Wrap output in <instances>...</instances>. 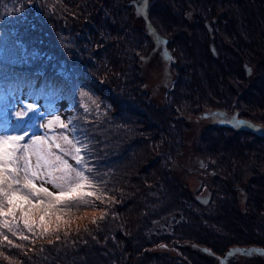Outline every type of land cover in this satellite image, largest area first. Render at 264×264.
Masks as SVG:
<instances>
[{"label": "rangeland", "instance_id": "374dc122", "mask_svg": "<svg viewBox=\"0 0 264 264\" xmlns=\"http://www.w3.org/2000/svg\"><path fill=\"white\" fill-rule=\"evenodd\" d=\"M235 1L0 0V131L12 130L20 120L32 116L24 125L30 132L58 136L65 131L58 124L44 127L58 117L70 126L76 119L77 129L86 134L81 125L88 116L107 114L113 120V113L118 112L96 91V87L109 89L120 106L127 104L148 115L126 112L123 118H115L116 136L122 132L123 139L148 141L155 152L153 161L171 163L169 170L184 173L185 192H179L173 182L174 196L162 174H155L157 165L145 173L150 181L148 200L137 216L134 232L128 229L127 215L117 213L125 207L126 214L130 207L126 189L113 182L101 185L95 179L103 203L89 197L88 203L76 207L74 216L64 214L59 221L56 216L45 217L44 227H40L39 214L32 216L35 234L24 233L29 237L25 241L32 243L30 253L43 251L40 247L32 250L36 239L54 242L61 232L69 234L92 223L93 218L98 223L102 214L104 219L109 214L121 223V227H113L117 232L109 239L113 244H119V234L120 242L126 239L121 244L127 252L122 264H143L142 255L131 260L133 253L127 246L142 245V227L152 222L156 223L152 230L157 244L149 252L154 256L191 258L201 264L200 256L186 250L197 251V243H201L206 255L211 249L217 256L207 255L218 264L223 251L264 248V139L249 126L264 127V70L259 68L264 51L256 58L244 51L245 59L235 52L236 35L228 31L231 16L239 19L240 28L246 27ZM56 20L63 21L58 29ZM263 27L258 23L254 28V39L260 45L264 44ZM211 44L219 59L212 57ZM62 49L71 50V57L63 55ZM9 87L22 88L16 91L15 102L9 101L11 93L5 90ZM17 112L23 113L20 120ZM151 125L155 127L148 128ZM141 148L137 145L135 151ZM131 152L122 155L117 150L114 157L122 155L126 160ZM94 160L88 162L91 175L98 171ZM44 186L56 190L51 184ZM208 190L212 203L203 207L194 196L203 200ZM180 202L186 207L178 215L176 204ZM163 216L166 218L160 219ZM166 224L172 225L167 233ZM20 225L23 227L22 221ZM148 260L165 264L156 257Z\"/></svg>", "mask_w": 264, "mask_h": 264}, {"label": "trees", "instance_id": "16d2710c", "mask_svg": "<svg viewBox=\"0 0 264 264\" xmlns=\"http://www.w3.org/2000/svg\"><path fill=\"white\" fill-rule=\"evenodd\" d=\"M236 7L238 8V12H240V15L244 16V20L246 21V27L240 28V21L235 20L234 16L232 18L233 24L228 31L235 33L236 38L234 42V50L236 53L240 55L242 58V54H244V51H251L252 56L258 55L259 57H262V52L264 51V44H258L256 42L257 40L254 39L256 35V30L254 28H257V24L260 25L264 24V0H236ZM233 12L232 9H229V13ZM95 21L96 23H101L100 18L98 15H96ZM243 20V21H244ZM258 22V23H257ZM63 23L61 20H56V29H58V26ZM63 25V24H62ZM238 27V28H237ZM242 30V31H241ZM209 31V30H208ZM211 34V32H210ZM212 35V34H211ZM261 35L264 37V27L261 29ZM214 46V44H211ZM215 47V46H214ZM211 49V46H210ZM57 50H61L58 48ZM217 50V49H215ZM259 51V53H258ZM217 52V51H216ZM63 55L65 54L67 57H71L72 51L68 50V52H65L64 49H62ZM246 53V52H245ZM212 57L214 59H219L220 56L217 53V57H214L212 53ZM245 59V57H243ZM69 65V63H68ZM259 68L261 69V72L264 70V58H260ZM15 89L9 87V89H5L8 94H10L11 99H9L10 103L11 101L15 102L14 99H16L17 90H21L20 87H14ZM96 91L103 95V99L105 102L110 103L112 107L118 110L117 113H113L114 117L111 118L109 115H99V114H92L91 116H88V120L86 122H83L81 128L84 129L86 132L87 144L89 147V156L86 159H88V162L96 159L93 161V165L95 170H98L95 173V179H98L101 183V185H107L113 182V184L118 188L119 185H122V188L126 189L127 196L129 197L128 205L130 206L127 213H124L125 207H120L117 213L122 212L123 217H126L127 215V224L128 229L130 232H134L139 220L137 219V216H141L143 207H145L144 203L147 202L145 200H148L147 198V186L150 182L148 178L145 176V173L148 174V171L157 165V170L155 171V174L161 175L164 184L166 185V188L172 192V196H174L176 193L174 190H172L173 187H171V184L173 182L175 183L174 187L184 194L185 192V184L181 176L184 175V173H179L175 171H171V163H167L166 165L159 164L157 161V158L153 161V157L155 155V152L153 149H151V144H149L148 141H142L141 139H123L122 132H120V136H116L119 130L118 128H115L116 124L114 123V119L116 118L119 120V118H123L126 112L129 114L135 115L138 114L144 118H147L148 115L143 113H139L137 109L128 107L127 104H123L120 106V104L115 101L114 98L111 97L109 94V89H100L96 87ZM127 109V110H126ZM110 112V111H109ZM78 110L76 111L75 118L78 116ZM130 117V116H129ZM130 120V118H128ZM148 120V119H147ZM148 124H150L148 122ZM255 123H249V126L251 127ZM71 125H74L77 129L79 127L78 123L76 122V119L73 120ZM259 125V124H255ZM262 126V125H261ZM155 126L151 125L150 129L154 128ZM81 133H83L81 131ZM115 134V135H114ZM83 136V135H82ZM85 138V136H83ZM141 140V141H140ZM140 141V142H139ZM141 146L142 148L138 151H135V146ZM117 150L119 152L123 151L122 155H127L128 152L132 151L130 156L128 155L125 159L119 155L116 156ZM159 166H158V164ZM204 163V162H203ZM164 169V170H163ZM162 171V172H161ZM181 171V170H180ZM91 176V173H86ZM97 175V176H96ZM157 175H155L157 177ZM108 181V182H107ZM107 182V183H106ZM152 182V181H151ZM37 187L40 185L36 182ZM169 186V187H167ZM174 188V189H175ZM56 192V190L51 191ZM212 191H209V194L211 195V203H212ZM177 196V195H176ZM195 197V200L197 201V197ZM185 201V198L182 199ZM198 202V201H197ZM199 203V202H198ZM210 203V204H211ZM209 204V205H210ZM176 213L178 215H181L185 212V202L183 203H177ZM208 205V206H209ZM206 206V207H208ZM204 207V206H203ZM76 207H72L71 211L66 212L65 215H72L76 214L75 211ZM120 211V212H119ZM112 215H109L105 217L104 220L99 221L96 224L92 223H86L81 228H77L72 232H69V234L66 233V231H63L59 234V239L55 237V241L51 242L48 239L39 240L36 239L34 244H36L34 247H32V250H38V247H40L43 251L39 252H32L30 253L31 249V242L20 240L18 237H12L9 234V239L13 240V243L16 245H21V247H5L3 244H0V264H122L126 261L124 259L125 255L127 254L126 251L122 250L121 244L126 241L124 238L120 242V237H122V234H119L117 236L119 239V244H113L111 243L109 236L113 234V232H117L114 228L121 227V223L118 221V219H111ZM166 218V216L161 217ZM156 225V223H151L148 227L144 226L142 227V245H137L136 248H134L131 244L127 246V249L132 250L131 260H138L139 256L142 255V263L143 264H151L149 263L150 260L148 259H162L165 264H195L193 263V260L191 258H188L187 260H184L182 258L174 259L171 258L170 255H164V256H154L149 252V250H153L157 244L156 240V234L153 233V227ZM114 227V228H113ZM174 228V227H173ZM172 229V225L166 224L164 226V232L167 233V231ZM165 235V234H164ZM158 236V235H157ZM160 237H163V234H159ZM163 239V238H162ZM165 239V238H164ZM169 240V239H168ZM162 241V240H161ZM16 242V243H15ZM180 246L182 243H178ZM199 247H197V251L186 248L187 252L194 253L202 259V263L206 264H217V262L208 257L205 254V245H202L201 243H197ZM112 245V246H111ZM156 249V248H155ZM210 253L213 255V253ZM231 252H238L240 254L235 256H229L228 254ZM249 253L248 255H245L243 253ZM224 257H218V261L225 260L226 264L230 263L232 261H235V263H238L240 259H242V262L245 261V264H264V248L263 247H256L252 246L250 248L245 247H236L232 250L223 251ZM209 255V256H212ZM216 255V254H215ZM161 257V258H159ZM217 258V256H212ZM121 261V262H120ZM120 262V263H119Z\"/></svg>", "mask_w": 264, "mask_h": 264}, {"label": "snow or ice", "instance_id": "6c2138e0", "mask_svg": "<svg viewBox=\"0 0 264 264\" xmlns=\"http://www.w3.org/2000/svg\"><path fill=\"white\" fill-rule=\"evenodd\" d=\"M33 114H37L35 110ZM22 116V112L16 113L18 120ZM31 120L29 116L27 121L20 120L14 129L0 131V244L5 247H21L9 239V234L20 240L29 239L25 230L35 234L31 218L36 214H39L40 227H44L45 217L56 216L59 221L72 207L88 203L89 197L95 196L103 203V193L94 183L95 175L86 174L93 172L86 159L88 144L81 139L86 134L58 117L44 125L51 128L58 124L65 130L58 136L47 131L30 132L24 125ZM68 157L75 161V166L69 163ZM37 180L41 181L39 187ZM44 184H51L56 192L49 191ZM68 197L75 199H66ZM99 219L103 220L104 215ZM92 223L96 224L97 218H93ZM55 230L59 231V225ZM218 264H226V261L220 260Z\"/></svg>", "mask_w": 264, "mask_h": 264}, {"label": "water", "instance_id": "95a60500", "mask_svg": "<svg viewBox=\"0 0 264 264\" xmlns=\"http://www.w3.org/2000/svg\"><path fill=\"white\" fill-rule=\"evenodd\" d=\"M211 51L214 55V57H217V52L215 50V47L211 45ZM252 131L261 139H264V127L261 125H255L253 124L251 126ZM197 201L204 207L208 206L211 203V195L208 194V197L201 200L199 197H197Z\"/></svg>", "mask_w": 264, "mask_h": 264}, {"label": "flooded vegetation", "instance_id": "af4514ba", "mask_svg": "<svg viewBox=\"0 0 264 264\" xmlns=\"http://www.w3.org/2000/svg\"><path fill=\"white\" fill-rule=\"evenodd\" d=\"M202 163H203V162H202ZM202 163H201V164H202ZM202 165L205 167V163H203ZM207 188H209V187L207 186ZM209 191H210V190H208V194H209ZM196 197H197V196H196Z\"/></svg>", "mask_w": 264, "mask_h": 264}]
</instances>
